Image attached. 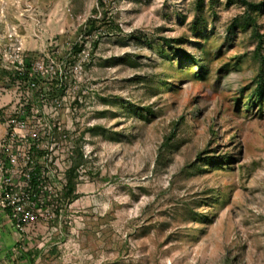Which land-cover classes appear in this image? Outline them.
I'll return each instance as SVG.
<instances>
[{"label": "rangeland", "instance_id": "rangeland-1", "mask_svg": "<svg viewBox=\"0 0 264 264\" xmlns=\"http://www.w3.org/2000/svg\"><path fill=\"white\" fill-rule=\"evenodd\" d=\"M255 16L242 0H0V138L31 93L16 71L59 67L87 159L52 218L22 231L0 206V264H264Z\"/></svg>", "mask_w": 264, "mask_h": 264}, {"label": "built area", "instance_id": "built-area-1", "mask_svg": "<svg viewBox=\"0 0 264 264\" xmlns=\"http://www.w3.org/2000/svg\"><path fill=\"white\" fill-rule=\"evenodd\" d=\"M51 71L41 66L20 72L21 83L31 93L26 104L8 118L6 133L0 138V206L22 231L39 220L52 218V210H62L66 172L76 148L61 113L68 76L59 67ZM52 83L58 86L59 95L51 96L55 92L49 89ZM42 85L47 87L41 89ZM46 101L54 110H49ZM63 155L67 165L61 173L57 159Z\"/></svg>", "mask_w": 264, "mask_h": 264}, {"label": "trees", "instance_id": "trees-1", "mask_svg": "<svg viewBox=\"0 0 264 264\" xmlns=\"http://www.w3.org/2000/svg\"><path fill=\"white\" fill-rule=\"evenodd\" d=\"M248 7V9L251 12V18L252 20H254L256 22L257 17L255 16V14L259 13L262 9H264V3H254L251 2L249 0H242ZM202 5V2H201ZM204 23V19L201 18H197V20L194 22L193 26H192V31L194 33V35H199L201 33V30L204 29L203 26ZM236 25V24H235ZM257 35L260 37L261 40H263L262 35L258 34ZM262 36V37H261ZM174 42V40H170L167 41V46L170 47L171 49H176L175 46L172 44ZM83 45L80 44H76L75 49L76 52L80 51L82 49ZM177 50H179V48H177ZM190 59L193 61H197V57L195 55H191ZM203 68V67H202ZM17 75L21 74L20 71H16ZM48 85V84H47ZM47 86L42 85L40 86L41 89L46 88ZM58 86L56 85V83H52L49 84V89L55 90V92L53 91L51 93V96L53 95H59V91H58ZM257 91L260 95L264 94V83H260L259 86L257 87ZM225 159H230V154L227 156H224ZM211 159V163L213 164H220V162L217 161V157L216 156H210ZM87 161V159L85 158V154H84V149H83V144L80 142H78V146H76L75 151H74V156L71 162V166L68 168L67 172H66V178H67V183L65 185V188L63 190L62 196L64 198V200H68V199H75L76 197V190H77V185L79 183V171L80 168L82 167V165H84V163Z\"/></svg>", "mask_w": 264, "mask_h": 264}]
</instances>
